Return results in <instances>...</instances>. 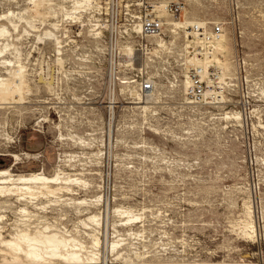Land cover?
I'll list each match as a JSON object with an SVG mask.
<instances>
[{"label": "rangeland", "instance_id": "obj_1", "mask_svg": "<svg viewBox=\"0 0 264 264\" xmlns=\"http://www.w3.org/2000/svg\"><path fill=\"white\" fill-rule=\"evenodd\" d=\"M93 1L103 0H0V29L6 30L0 49L7 46L0 64L10 62L0 65V80L11 84L21 64L27 86L21 104L3 105L0 95V169L62 171L64 180L49 185L53 194L36 186L34 200L0 197L3 237L23 229L33 235L51 223L85 248V263L99 256L101 264H264V0H136L181 1L187 22L223 25L247 62L246 86L219 105L239 111L240 126L218 120V105H182L183 57L163 52L143 68L149 55L137 50L141 36L127 37L110 23L94 30ZM160 37L174 45L184 39L167 31ZM132 43L139 70L125 66L121 51ZM148 77L158 99L147 111L121 87L124 78L140 84ZM247 96L250 108L242 105ZM6 154H16L19 163ZM68 178L73 181L64 184ZM93 216L99 224L87 220Z\"/></svg>", "mask_w": 264, "mask_h": 264}, {"label": "bare ground", "instance_id": "obj_2", "mask_svg": "<svg viewBox=\"0 0 264 264\" xmlns=\"http://www.w3.org/2000/svg\"><path fill=\"white\" fill-rule=\"evenodd\" d=\"M73 1L75 2V5H81L82 3H84V4L85 3H91V0H73ZM93 3L95 6L89 4L88 7L93 6L94 8H96L97 7L96 2L93 1ZM167 4H168V1L167 2H155V3H153L152 4L153 5V13L156 15V17H158L159 19L162 20V22L164 24V31H167L172 38L176 39V37L179 34L184 36L183 44L174 45L173 41H166L165 39H163L160 36H158V37H147L146 39H144V37L142 36L140 38V41H138L139 45H142V47L144 45L146 46V49H145L147 51L146 55H149V56H146V61L141 66H143V68L147 67L148 61H151L152 56H158L163 52L170 53L172 50H176L177 57L182 56V57L186 58L184 60L191 65L202 64L204 66H207L210 63H221L222 68H223V72L219 78V83H225L226 79H232L234 76V68H233L232 62H233V57L236 54V51L234 49V45L232 46L233 39L231 38L232 39L231 40L230 38H228L229 35L227 34L226 30L225 29L223 30V34L221 35L220 40L212 45L213 51H212V58L211 59L207 58L206 60L203 61L202 59L195 57V56H193L191 58H187L186 57L187 47L188 46L194 47L196 44H199L201 41L199 39L190 40L188 38V33H187L186 29L189 27H194V26H198V27L199 26H205L206 22L199 20V19H197V21H191L190 20L191 22H187L188 20L186 21L187 13H186L185 7L183 9V15H181L180 18H172L169 15V13L166 11L165 7ZM73 7H74V4H73ZM76 10L77 9H75V11ZM166 16H168L170 19H167ZM229 17H231V16H229ZM210 23L218 24L219 21L210 22ZM94 25L92 26L93 29L97 30V29H95L96 27ZM5 31L2 28L0 29V37L4 36ZM130 31L131 32L128 33V35L129 36L132 35V38L140 37V32H141L140 23L135 22L134 24H131L130 25ZM99 33H100V31L95 32L94 34L96 36ZM239 34L242 35V32H239ZM51 35L52 34H50V33H46V36L51 37ZM52 37H53V35H52ZM231 41H232V43H231ZM59 44H60L59 40L55 39L54 46L56 49H59V47H58ZM132 44H134V43H132ZM132 44L131 45L126 44L122 47V49L121 48L120 49H121V51H123V54H125V57L128 58V60L125 63V66H131L132 69L139 70L138 68H135V65L132 63L133 57H135V55H136L135 49L133 48V46H135V44L134 45H132ZM148 45L151 46L150 49H147ZM6 47H4L3 50L0 49V56L3 54V51L6 49ZM57 52H59V51H57ZM218 55H221L223 57V59H224L223 62L217 57ZM1 64H3L4 66L10 65V62H6L3 60V62ZM243 64L244 65L247 64V62L244 58H243ZM18 68L19 69L17 71V74L12 76L13 81H12V83L10 82L11 84L4 82V80H0V95L3 99V102H2L3 105L4 104H21L24 101L23 90H24V87L27 88V86L24 85V67L21 64H19ZM182 74H183L182 75L183 80H179L180 81L179 87H181V90L183 93L182 105H188L189 108H192V106H189L190 104H189L188 99L186 98V96H184L186 94V88L189 84V79L187 77L186 72H182ZM124 79L125 80L122 81L123 86L121 87L122 88L121 91H127L128 95L133 99L132 104H134V105H141V104L148 105V108H147V111H148L150 108L149 104L158 99V90L156 88L157 87L156 82L154 80H152L151 77H148L146 79V82H142L141 84H137L135 80L130 79V78H124ZM144 83H150L152 85V89L150 91H147V92L142 91V86ZM45 85H47L46 86L47 90L50 91V86H51L50 83L46 82ZM26 91H28V90H26ZM226 101H227V98L224 97L222 99V101L218 104L217 108H219L222 112L219 114V117L220 116L221 117L220 118L218 117L217 119L218 120H231V121L235 122V124L240 126V124L243 121V116L239 111L232 110V109L231 110H225L226 108H224L223 106H219L220 104L225 103ZM145 109L146 108H143V110H145ZM185 109L186 108H184V110ZM255 111L256 110H252V112H255ZM259 126H261L264 129V125L259 124ZM5 136H4V138L7 141L11 140L7 134ZM6 155L11 156V158L14 159V161H15L14 165L15 166L19 163L18 161L20 159L18 158V156L16 154L15 155L14 154H6ZM26 156L29 158L28 154H26ZM12 167L13 166H11V168L8 167L6 169H0V197L17 196V197L22 198L25 195H29V197L33 198V200H34V199H37L35 197L36 195L33 193V190L35 189L36 186L43 189V191L46 190L49 194H51V193L53 194V192H50L51 190L50 191L48 190L49 185L50 186L51 185H54V186L59 185L60 186V184H62V181H64V180L61 181V177H60V176H62V173H63L62 171H61V173L60 172L59 173L54 172V175H52V176H47L42 171L41 172H32V173L27 174V175H14L12 173ZM64 176H66V175H64ZM66 179H67V177H66ZM72 181H70V179L66 180L64 182V184L68 183V182H72ZM79 183H80V180H79ZM81 184H82V182H81ZM67 190H69V189H67ZM23 191H24V193H23ZM29 197H27V198H29ZM39 197H42V195ZM54 202H56V201H54ZM81 202H82V200H81ZM8 204H6V205H8ZM245 205H246V203H245ZM38 208H40V207H38ZM20 211L22 212L23 209H21ZM42 211H43V209H42ZM244 211L246 212V210H244ZM247 212H248L247 217L248 216L250 217V215H252V214H250L249 208H247ZM23 215H24V213H23ZM2 218L3 217L0 216V222L2 221ZM94 218H95L94 216L89 217V218H87V220L90 222V224H92V223L96 224L97 220H95ZM96 219H98V218H96ZM134 219H137V218H134ZM251 219H252V217H251ZM251 221L252 220L249 219L247 222H245L246 226L251 227ZM46 223H48V222H46ZM97 223L99 224V222H97ZM14 224L16 226V223H14ZM17 224H18V221H17ZM19 224H21V223L19 222ZM49 224L50 225H48V224L45 226L43 225L44 227L42 226L43 227L42 230L41 231L36 230L33 235L29 232V230H24V229L19 230L16 234L11 236L9 239H5L2 235V232L0 231V247L2 248V249H0V255H3L1 261L3 263H6V264H52L54 262V260H62L66 264H101V263H98V262H100V260L98 262H96V260L99 258V256L96 260L92 256L91 258L86 260L87 262L85 263L83 260L82 254H81V252H83L85 248H83L82 246L77 247L80 243L78 244L75 241L76 239L74 240L71 237L66 238V237L61 236L58 233L54 232V230H53L54 225L52 224L53 226H51V223H49ZM21 225H24V223ZM27 226H28V224H27ZM38 227H40V226H38ZM55 227L57 228V226H55ZM18 228H19V226H18ZM25 228H27V227H25ZM3 229L4 228H2V231H3ZM38 229H41V228H38ZM55 230H57V229H55ZM239 230H240V228H239ZM251 230H254V229L251 228ZM241 231H242V227H241ZM65 234H66V232H65ZM244 234H246V233H244ZM247 235H249V234H246L245 236L247 237ZM91 238H94V237L92 236ZM249 238H250V235H249ZM97 240H98L97 238H94V243L96 246L98 245ZM114 242L111 243L112 249H114L116 247L115 246L116 242L115 243ZM93 247H94V245H93ZM5 251H8V252H5ZM86 252L87 251H85V253ZM91 255H93V254H91ZM6 256H9L10 259H7ZM84 259H86V258H84Z\"/></svg>", "mask_w": 264, "mask_h": 264}, {"label": "built area", "instance_id": "obj_3", "mask_svg": "<svg viewBox=\"0 0 264 264\" xmlns=\"http://www.w3.org/2000/svg\"><path fill=\"white\" fill-rule=\"evenodd\" d=\"M139 1V0H138ZM166 11L172 18H180L183 15L184 4L181 1L168 3ZM98 19L94 25L96 29L122 26L123 34L129 37L130 25L134 22L140 23V36L158 37L164 32V24L161 19L153 13V5L148 2L136 0H103L96 7ZM129 22L128 24H118L120 22ZM120 28V27H119ZM188 38L191 40L199 39L201 42L194 47H187V58L193 56L202 59L203 61L212 58V45L218 42L223 34V25L214 24L209 26H194L186 29ZM137 50L146 49L144 45H137ZM222 62L223 57L217 56ZM183 57V69L189 79V84L186 88V98L189 104L194 107L209 108L218 105L222 99L235 90L242 91V84L246 86L245 65L241 54L236 51L233 57L234 76L232 79H226L225 83H219V78L223 72L221 63H210L207 66L202 64L191 65L186 62ZM141 75V74H140ZM146 82V79L143 80ZM141 84V83H140ZM152 89L150 83H144L142 91L147 92ZM242 105L250 108L252 106L251 98L248 96L242 99Z\"/></svg>", "mask_w": 264, "mask_h": 264}]
</instances>
